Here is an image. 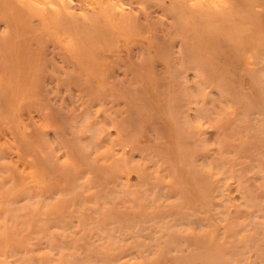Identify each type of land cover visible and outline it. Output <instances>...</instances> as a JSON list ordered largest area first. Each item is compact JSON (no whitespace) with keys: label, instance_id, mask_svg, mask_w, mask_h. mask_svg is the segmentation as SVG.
Returning <instances> with one entry per match:
<instances>
[{"label":"rangeland","instance_id":"1","mask_svg":"<svg viewBox=\"0 0 264 264\" xmlns=\"http://www.w3.org/2000/svg\"><path fill=\"white\" fill-rule=\"evenodd\" d=\"M0 0V264H264V0Z\"/></svg>","mask_w":264,"mask_h":264},{"label":"bare ground","instance_id":"2","mask_svg":"<svg viewBox=\"0 0 264 264\" xmlns=\"http://www.w3.org/2000/svg\"><path fill=\"white\" fill-rule=\"evenodd\" d=\"M43 3L45 5L44 11L51 10V6H54L55 8L57 7V9L60 8L65 10L67 9L66 7L68 4L70 5L69 0H43Z\"/></svg>","mask_w":264,"mask_h":264}]
</instances>
